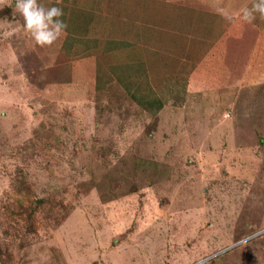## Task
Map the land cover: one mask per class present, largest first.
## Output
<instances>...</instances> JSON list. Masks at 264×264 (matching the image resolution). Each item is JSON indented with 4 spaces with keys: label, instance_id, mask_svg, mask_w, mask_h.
<instances>
[{
    "label": "rangeland",
    "instance_id": "374dc122",
    "mask_svg": "<svg viewBox=\"0 0 264 264\" xmlns=\"http://www.w3.org/2000/svg\"><path fill=\"white\" fill-rule=\"evenodd\" d=\"M252 1L39 0L50 47L0 3V264H264Z\"/></svg>",
    "mask_w": 264,
    "mask_h": 264
},
{
    "label": "clouds",
    "instance_id": "9594fccd",
    "mask_svg": "<svg viewBox=\"0 0 264 264\" xmlns=\"http://www.w3.org/2000/svg\"><path fill=\"white\" fill-rule=\"evenodd\" d=\"M220 11L230 18L227 10ZM14 12L22 16L25 33L39 47H50L67 33L68 24L64 19V9L55 4L46 8L39 0H16ZM257 15L264 18V0H253L250 8L242 10L241 19L252 22Z\"/></svg>",
    "mask_w": 264,
    "mask_h": 264
},
{
    "label": "crops",
    "instance_id": "0c3cea01",
    "mask_svg": "<svg viewBox=\"0 0 264 264\" xmlns=\"http://www.w3.org/2000/svg\"><path fill=\"white\" fill-rule=\"evenodd\" d=\"M249 6L251 7L252 4H248L247 5V8H250ZM258 19H261V21H262L260 24H259V20ZM247 23H248V27H247L248 32H249V30H251V31H256L257 30L256 32H258V31H260V32L261 31H264V18L257 17V19L253 20L252 22H247ZM263 36L261 35V37H263Z\"/></svg>",
    "mask_w": 264,
    "mask_h": 264
},
{
    "label": "trees",
    "instance_id": "16d2710c",
    "mask_svg": "<svg viewBox=\"0 0 264 264\" xmlns=\"http://www.w3.org/2000/svg\"><path fill=\"white\" fill-rule=\"evenodd\" d=\"M108 43H109L108 45H110V48H115V47H117L116 45H118V43H115V41H113V40L109 41ZM119 45H120L119 47H121V48L124 47V45L122 43ZM150 106H152V105L150 104ZM158 108H160V107L158 106Z\"/></svg>",
    "mask_w": 264,
    "mask_h": 264
},
{
    "label": "built area",
    "instance_id": "2783aa9c",
    "mask_svg": "<svg viewBox=\"0 0 264 264\" xmlns=\"http://www.w3.org/2000/svg\"><path fill=\"white\" fill-rule=\"evenodd\" d=\"M3 0H0V3L2 2Z\"/></svg>",
    "mask_w": 264,
    "mask_h": 264
}]
</instances>
